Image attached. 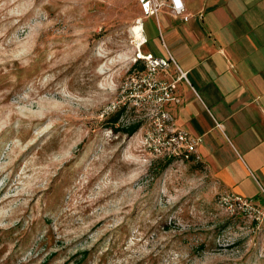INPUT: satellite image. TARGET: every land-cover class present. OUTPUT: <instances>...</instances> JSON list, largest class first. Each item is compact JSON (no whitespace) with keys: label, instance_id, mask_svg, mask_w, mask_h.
I'll return each instance as SVG.
<instances>
[{"label":"rangeland","instance_id":"374dc122","mask_svg":"<svg viewBox=\"0 0 264 264\" xmlns=\"http://www.w3.org/2000/svg\"><path fill=\"white\" fill-rule=\"evenodd\" d=\"M140 15L137 0H0V264H264L261 230L204 164L160 170L168 111L139 101ZM143 26L163 47L156 18ZM119 107L132 135L105 121Z\"/></svg>","mask_w":264,"mask_h":264},{"label":"crops","instance_id":"0c3cea01","mask_svg":"<svg viewBox=\"0 0 264 264\" xmlns=\"http://www.w3.org/2000/svg\"><path fill=\"white\" fill-rule=\"evenodd\" d=\"M183 2L188 20L161 9L163 47H150L142 24L140 49L175 60L182 75L164 106L176 129L201 138L212 189L264 206V0Z\"/></svg>","mask_w":264,"mask_h":264},{"label":"built area","instance_id":"2783aa9c","mask_svg":"<svg viewBox=\"0 0 264 264\" xmlns=\"http://www.w3.org/2000/svg\"><path fill=\"white\" fill-rule=\"evenodd\" d=\"M137 2L141 15L135 19L134 25H139L141 28L142 41L140 45L136 47L131 65L141 62L144 66L143 69L137 70V75H135L137 81L139 80V83L135 84L138 87L145 85L144 94L139 97V101L143 104L144 101L150 99L151 93L154 92L151 100L163 106L165 102L172 98L175 83L181 78L182 74L175 60L170 55L165 58L141 51L140 46L145 42L142 21L144 17L148 16H153L157 20L158 13L161 9H165L172 17L180 18L184 21L188 20L189 14L186 13L183 0H137ZM171 62L176 65L179 75L168 82L157 79L156 75L158 71H167ZM122 88H127V84H124ZM154 121L157 126V133L155 134L157 139H155V136L151 134V132H145V141L147 145H149L150 142H154L155 139V146H158L160 151L165 150V154L168 155V157L183 155L187 158L189 155H195V158L198 159L196 147L201 142L199 136H194L182 129H176L172 124L171 116L169 113L165 112L164 109H161L160 113L155 115ZM220 201L226 205L234 204L239 211H243L250 222L255 224V228L261 230L264 241V206L255 204L252 200L231 192L221 196Z\"/></svg>","mask_w":264,"mask_h":264},{"label":"trees","instance_id":"16d2710c","mask_svg":"<svg viewBox=\"0 0 264 264\" xmlns=\"http://www.w3.org/2000/svg\"><path fill=\"white\" fill-rule=\"evenodd\" d=\"M132 67L134 69L141 70V69H143L144 66H143V63L137 62L134 65H132ZM123 111H124V107H119V108L113 110L108 115V117L105 118V121H107L108 125H110V127L112 129L121 130L124 133H126L127 135H132L137 130L139 123H133V124H130V125L125 126V127H118V126L114 127L118 123ZM178 159L179 160H186V161H195L197 163L203 164V162H201L195 158V155H189L187 158H185L183 155L170 156V157L163 159V162L160 165V170L165 169L173 160H178Z\"/></svg>","mask_w":264,"mask_h":264},{"label":"bare ground","instance_id":"6f19581e","mask_svg":"<svg viewBox=\"0 0 264 264\" xmlns=\"http://www.w3.org/2000/svg\"><path fill=\"white\" fill-rule=\"evenodd\" d=\"M130 32L133 36V40L135 41L136 47L140 45L141 41H142V35H141V28L139 27V25H133L130 26Z\"/></svg>","mask_w":264,"mask_h":264}]
</instances>
